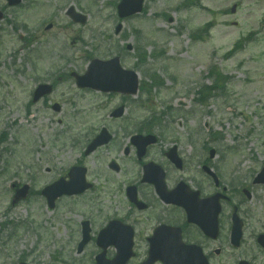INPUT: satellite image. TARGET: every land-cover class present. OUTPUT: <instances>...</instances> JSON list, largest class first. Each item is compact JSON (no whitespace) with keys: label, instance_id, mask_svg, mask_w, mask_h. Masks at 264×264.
Masks as SVG:
<instances>
[{"label":"rangeland","instance_id":"1","mask_svg":"<svg viewBox=\"0 0 264 264\" xmlns=\"http://www.w3.org/2000/svg\"><path fill=\"white\" fill-rule=\"evenodd\" d=\"M119 2L22 0L20 6L10 8L0 0L4 12L0 22V133L6 140L0 166V264H15L18 255L33 248L37 252L32 259L43 264L84 260L94 249L89 245L85 253L76 254L82 217L91 215L92 225L98 227L116 208L112 183L117 177L107 165L117 158L118 149L86 157L84 148L94 135L89 132L108 121L106 115L120 105V97L109 98L94 113L100 96L80 92L65 78L69 72H83L90 56L107 59L117 55L125 67L133 69L138 66L134 50L139 48L146 60L137 69L140 80L152 84L146 76L155 74L165 82L162 90L151 89V97L142 99L143 106L129 104L125 116L112 124L113 130L125 132L116 134L122 147L130 146L128 136L149 121L152 110L158 113L169 106L176 111L160 120L162 125L171 124L169 137L184 136L188 129L201 136L217 134L223 138L224 149L238 148L230 163L247 162L251 153L264 159V0H145L142 14L121 22L116 16ZM69 6L88 19L85 25L72 23L66 15ZM208 22L213 24L209 36L194 43L192 35ZM121 23L117 33L115 28ZM48 24L50 30H46ZM248 36L251 39L246 41ZM242 39V50L225 58ZM212 66L230 81L220 96L200 106L194 101L196 93L203 85H211L212 81L203 78ZM42 81H59L57 92L49 96L48 103L31 105L29 92ZM55 102L61 107L59 114L51 107ZM184 123H190L189 128ZM79 162H85L95 193L77 203L72 199L75 204L64 197L53 211L41 195L10 206V183L29 184L41 191ZM258 196L264 198V191Z\"/></svg>","mask_w":264,"mask_h":264},{"label":"flooded vegetation","instance_id":"2","mask_svg":"<svg viewBox=\"0 0 264 264\" xmlns=\"http://www.w3.org/2000/svg\"><path fill=\"white\" fill-rule=\"evenodd\" d=\"M158 129L159 125L139 127L136 134H153L156 143L137 155L130 142L115 159L117 166L111 173L117 177L113 189L117 205L114 215L98 225V231L115 221L109 232L116 238L110 235L103 240V251L95 232L83 250L89 245L94 249L88 261L77 259L73 264H97L101 252L106 261L112 260L116 253L113 243L127 254L131 245V258L125 264H264V198L256 195L259 189L264 190V184L255 183L264 161L249 162L248 170L243 164L231 168L226 164L227 154L208 143L210 136L202 143L201 136L190 129L181 138L165 137ZM108 131L113 139L107 145H115L114 133ZM18 186L13 184L15 192ZM166 190L178 205L159 195ZM215 215L217 234L210 230L211 234L205 235L197 222L213 221ZM237 225L242 230L239 241ZM32 253L23 252L18 261L41 264L32 259Z\"/></svg>","mask_w":264,"mask_h":264},{"label":"water","instance_id":"3","mask_svg":"<svg viewBox=\"0 0 264 264\" xmlns=\"http://www.w3.org/2000/svg\"><path fill=\"white\" fill-rule=\"evenodd\" d=\"M143 0H122L119 8V17L131 16L133 13L141 12ZM76 22L84 20L74 19ZM103 70L104 72H114L113 81H111L110 86H106L107 83H98L93 75L94 70ZM81 86L95 87L100 90H114L122 94H135L137 89V75L136 73L130 71H122L119 66V61L117 58H113L108 62H99L97 60L92 61L91 68L89 69L87 75L80 78ZM105 143V142H104ZM101 144V143H100ZM61 193V192H59ZM86 242L83 241V244Z\"/></svg>","mask_w":264,"mask_h":264},{"label":"trees","instance_id":"4","mask_svg":"<svg viewBox=\"0 0 264 264\" xmlns=\"http://www.w3.org/2000/svg\"><path fill=\"white\" fill-rule=\"evenodd\" d=\"M140 59L142 57V55H139ZM154 83H155V86H160L161 85V82L158 80V79H153Z\"/></svg>","mask_w":264,"mask_h":264}]
</instances>
